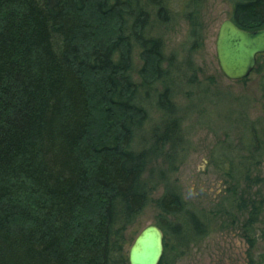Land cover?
I'll list each match as a JSON object with an SVG mask.
<instances>
[{"label": "trees", "instance_id": "1", "mask_svg": "<svg viewBox=\"0 0 264 264\" xmlns=\"http://www.w3.org/2000/svg\"><path fill=\"white\" fill-rule=\"evenodd\" d=\"M233 2L238 27L264 28V0ZM202 7L203 0H0V264H128L125 232L160 185L156 206L182 217L158 224L174 251L204 235L172 180L187 150L182 100L195 92L184 88L197 83L179 58L202 47ZM180 14L188 41L167 57L163 30ZM242 125L248 160L260 164L264 128ZM218 166L237 188L248 177L229 156ZM166 255L164 243L159 264Z\"/></svg>", "mask_w": 264, "mask_h": 264}, {"label": "rangeland", "instance_id": "2", "mask_svg": "<svg viewBox=\"0 0 264 264\" xmlns=\"http://www.w3.org/2000/svg\"><path fill=\"white\" fill-rule=\"evenodd\" d=\"M233 7V0H203L202 47L189 59L184 55L179 58L182 65L187 60L191 63L193 69L184 75L191 77L195 69L197 83L192 89L184 88L195 92L194 98L182 100L183 142L187 150L172 180L187 208L200 217L205 233L201 237L195 234L179 251L173 249L172 235H164L167 254L164 264H264V158L257 165L248 160L246 145L251 137L242 125L254 123L264 128V69L259 72L254 69L240 81L228 80L220 70L215 41L220 24L234 16ZM163 31L165 55L183 52L188 41L184 16L175 15ZM141 67L142 61L135 58V81L140 80ZM243 115L247 122L243 121ZM222 156H229L237 167L245 169L248 177L238 188L226 171L219 168ZM163 190V186H158L152 195L154 201L127 228L124 248L127 259L134 238L144 227L182 221L181 216L167 215L156 206ZM247 202L257 210L252 223L246 221L250 216Z\"/></svg>", "mask_w": 264, "mask_h": 264}, {"label": "water", "instance_id": "3", "mask_svg": "<svg viewBox=\"0 0 264 264\" xmlns=\"http://www.w3.org/2000/svg\"><path fill=\"white\" fill-rule=\"evenodd\" d=\"M215 51L223 75L230 81L244 80L254 71L257 56L264 53V28L245 30L226 19L219 26ZM164 243L157 225L144 227L128 250V264H159Z\"/></svg>", "mask_w": 264, "mask_h": 264}, {"label": "flooded vegetation", "instance_id": "4", "mask_svg": "<svg viewBox=\"0 0 264 264\" xmlns=\"http://www.w3.org/2000/svg\"><path fill=\"white\" fill-rule=\"evenodd\" d=\"M247 208H248V213H250V216L248 218H246V221L249 223H252L257 218V216L254 217V214H256V212H257L256 206L251 205L250 203L247 202ZM245 238H247V236Z\"/></svg>", "mask_w": 264, "mask_h": 264}]
</instances>
